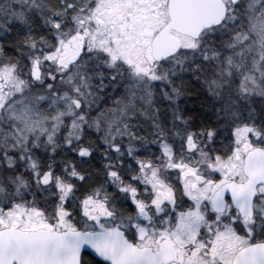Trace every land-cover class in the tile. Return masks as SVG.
Returning <instances> with one entry per match:
<instances>
[{"label":"snow or ice","instance_id":"6c2138e0","mask_svg":"<svg viewBox=\"0 0 264 264\" xmlns=\"http://www.w3.org/2000/svg\"><path fill=\"white\" fill-rule=\"evenodd\" d=\"M0 264H264V0H0Z\"/></svg>","mask_w":264,"mask_h":264}]
</instances>
